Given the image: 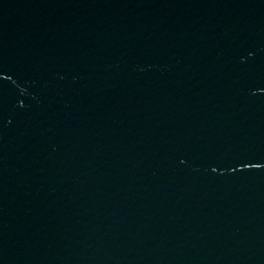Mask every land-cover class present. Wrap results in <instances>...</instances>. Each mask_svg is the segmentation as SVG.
I'll return each mask as SVG.
<instances>
[{
    "label": "water",
    "instance_id": "water-1",
    "mask_svg": "<svg viewBox=\"0 0 264 264\" xmlns=\"http://www.w3.org/2000/svg\"><path fill=\"white\" fill-rule=\"evenodd\" d=\"M0 264H264V0H0Z\"/></svg>",
    "mask_w": 264,
    "mask_h": 264
}]
</instances>
